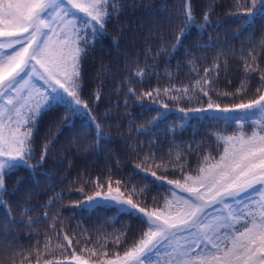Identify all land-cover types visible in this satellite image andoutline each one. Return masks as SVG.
I'll list each match as a JSON object with an SVG mask.
<instances>
[{
  "label": "trees",
  "instance_id": "trees-1",
  "mask_svg": "<svg viewBox=\"0 0 264 264\" xmlns=\"http://www.w3.org/2000/svg\"><path fill=\"white\" fill-rule=\"evenodd\" d=\"M186 4L193 24L185 19ZM245 4L250 0H115L102 34L82 45L79 93L88 110H43L33 129L31 167L5 176L0 264L122 257L146 226L114 207H81L85 198L111 185L148 211L168 212L182 193L173 195L168 180L186 183L205 156L218 159L220 136L251 134V119L243 129L234 119L243 113L191 111L209 102L232 107L264 92V16L239 19ZM152 171L165 179L157 181Z\"/></svg>",
  "mask_w": 264,
  "mask_h": 264
},
{
  "label": "snow or ice",
  "instance_id": "snow-or-ice-1",
  "mask_svg": "<svg viewBox=\"0 0 264 264\" xmlns=\"http://www.w3.org/2000/svg\"><path fill=\"white\" fill-rule=\"evenodd\" d=\"M242 8L239 19L246 23L264 16V0H250ZM115 10V0H0V189L5 188L9 171L31 167L33 129L43 110L53 105L73 113L88 110L79 93L82 45L102 34ZM184 15L187 24L194 23L187 4ZM183 32L176 37L177 43ZM33 77L45 87L34 83ZM259 79L264 84V74ZM152 94L145 95L151 98ZM206 110L243 113L234 117L240 128L245 119L256 127L251 134L220 136L219 158L205 156L197 174L185 176L186 183L167 181L175 186L170 189L173 195L176 189L189 194L177 197L174 212L148 211L134 202L132 194L124 199L120 188L111 185L103 195L97 191L88 196L89 206L114 207L139 218L147 229L122 257L102 264H264V92L258 99L232 107L215 105L214 109L209 102L207 109L191 111ZM151 176L165 179L155 171ZM71 260L89 264L80 255L73 254Z\"/></svg>",
  "mask_w": 264,
  "mask_h": 264
},
{
  "label": "rangeland",
  "instance_id": "rangeland-1",
  "mask_svg": "<svg viewBox=\"0 0 264 264\" xmlns=\"http://www.w3.org/2000/svg\"><path fill=\"white\" fill-rule=\"evenodd\" d=\"M65 6H66V7H69L66 3H65ZM81 27H83V25H81ZM33 82L36 83V84H37L39 87H41V88L45 87L44 84H43V82L37 80L35 77H33ZM214 109H215V108H214ZM81 110H83V109L81 108ZM206 111L211 112V113L222 114V115H230V114H233V113H239V112L223 113V112H219V111H216V110H206ZM174 187H175V186H174ZM113 189H115V188H113ZM177 190H178L179 192H181L179 189H177ZM104 193H107V191H106V192H103L102 195H103ZM176 193H177V192H176ZM185 194H186V195H185ZM113 195H116V193H113ZM181 195L187 197L188 193H184V194H183V193H177V194H176V196H181ZM92 196H95V194L92 195ZM123 198H124V199H127L124 195H123ZM86 201H87V198H85V199L80 203V206H81V207H86V208H92V207H94V206H97L96 204H93V205L89 206V205L86 203ZM176 201H177V200H176ZM176 201L170 202V203L168 204V206L166 207V209L168 210V212H169V210H171V211L173 212L172 208H173L174 204L176 203ZM52 264H74V261H72L71 258H67V259H64V260H58V261L52 262ZM89 264H92V263L89 262Z\"/></svg>",
  "mask_w": 264,
  "mask_h": 264
}]
</instances>
